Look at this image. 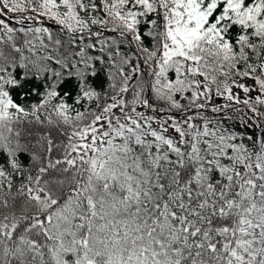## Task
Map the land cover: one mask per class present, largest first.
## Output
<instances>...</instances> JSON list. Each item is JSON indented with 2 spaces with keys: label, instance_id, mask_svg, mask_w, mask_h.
Instances as JSON below:
<instances>
[{
  "label": "snow or ice",
  "instance_id": "snow-or-ice-1",
  "mask_svg": "<svg viewBox=\"0 0 264 264\" xmlns=\"http://www.w3.org/2000/svg\"><path fill=\"white\" fill-rule=\"evenodd\" d=\"M0 264H264V0H0Z\"/></svg>",
  "mask_w": 264,
  "mask_h": 264
}]
</instances>
